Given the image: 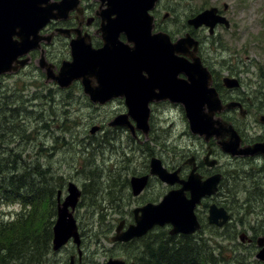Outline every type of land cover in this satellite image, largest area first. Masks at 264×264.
<instances>
[{
  "label": "rangeland",
  "instance_id": "obj_1",
  "mask_svg": "<svg viewBox=\"0 0 264 264\" xmlns=\"http://www.w3.org/2000/svg\"><path fill=\"white\" fill-rule=\"evenodd\" d=\"M163 2L169 10V28H174V31L185 21L186 14L208 6L224 9L226 4L227 8L222 13L230 25L228 28L217 27L212 37H207V30L200 33L205 40L201 47L203 54L212 60H226L233 64L235 70L237 67L236 71L242 79L239 90L261 89L259 85L264 77V0ZM50 52L55 62L67 55L65 45H58L57 42L50 47ZM216 67L221 66L216 64ZM224 69L221 68V71ZM6 76L0 89V100L13 91L7 87H27L23 91L30 99L27 109H14L12 117H25L22 129L27 132L34 129V140L30 139L29 134L30 145L23 152V158H28V162L29 157H32L39 164L51 165L53 173L63 180L62 187L58 189L62 190V199L67 194L68 182L74 183L81 191L73 213L81 237L79 247L71 240L57 250L50 247L39 264H67L71 256L75 264H102L109 257L127 258L128 255L132 258L138 255L141 251L139 240L113 243L111 236L115 234V227L120 220H124L125 225L132 222V210L136 206L148 201L157 202L165 194V189L161 182L152 179L140 195H132L129 178L147 172L151 157L159 158L162 166L164 163L171 168L196 152L199 156L203 153L195 134L187 132L181 112L174 107L169 111H155L151 122V138L146 140L142 136V143L138 144L127 130L125 134L119 128L106 125V121L118 112L120 105L96 108L89 104L80 90H46L52 85L45 84L42 74L38 77V71L34 68L19 75ZM38 89L40 107L37 105V97L31 98L33 94H38ZM39 110L40 156L36 152ZM1 115L5 116L6 113ZM95 124H101L103 128L90 133ZM6 138L8 136L0 137V140L5 141ZM10 146L13 145L9 143L7 149ZM44 153L49 155L44 156ZM219 156L212 171L222 175L221 187L210 198L205 197L203 204L197 207L196 213L202 221V227L193 236H201L206 240L212 249L210 255L217 258L218 264H257L260 261L255 257L257 245L242 242L239 235L249 234V231L260 235L264 231V199L258 189L260 181L264 182V174L260 165H253L246 159L236 163L235 160ZM4 166L5 170L14 171L13 166L5 164V161ZM3 174H0V192L4 189ZM91 182L97 187V192L93 201L89 202L90 193L87 191L83 194V190L87 188L84 184ZM6 191L9 193L8 189ZM7 201L8 197H0V218H9L10 209L20 208L18 200L9 204ZM212 202L223 207L228 214V219L221 226L207 222V210ZM168 229V225L154 227L151 232ZM78 248L82 251L80 257L77 254Z\"/></svg>",
  "mask_w": 264,
  "mask_h": 264
},
{
  "label": "water",
  "instance_id": "obj_2",
  "mask_svg": "<svg viewBox=\"0 0 264 264\" xmlns=\"http://www.w3.org/2000/svg\"><path fill=\"white\" fill-rule=\"evenodd\" d=\"M105 1L103 26L107 29V37L103 46L92 49L83 40L75 42L76 45L70 43L72 59L62 62L58 74H53L52 65L46 63L41 55L40 68L44 70L48 81L53 80L60 87H66L72 80H80L90 100L99 104L117 96L124 97L127 111L114 116L108 122L110 126L124 125L132 132L128 121L130 117L135 121L137 128L146 133L148 102L168 99L184 107L191 133L205 135L206 138L212 135L223 138L226 135L228 139L221 142L224 152L243 156L264 153V142L239 147L240 137L233 126L227 121L217 122L214 119V114L223 106L216 90L210 84L207 69L195 55L198 42L194 37L185 34L170 42L166 33L150 34L153 28L152 18L148 19L144 6L150 1V7L154 0ZM73 4L72 0H0V74L16 71L17 65H22V61L17 58L31 49L39 48V30L50 19L65 18L73 9ZM187 23L194 28L203 25L208 27L209 31L218 23L229 26L228 20L219 14L214 6L189 17ZM120 32L127 36L131 46L118 40ZM191 47L193 50L188 53ZM185 55L190 60L186 59ZM180 73H183L185 78H181ZM95 76L102 81H99L98 88L91 86V80H96ZM231 81L226 85H237L235 79ZM226 107L230 105L227 104ZM95 130V126L91 127L90 132ZM149 175H154L170 185L178 181L181 187L168 191L156 203L147 202L134 208V222L122 229L124 222L121 221L115 228L112 241H128L144 235L157 225L170 224V234H191L200 228L195 207L202 197L217 190L219 175L201 180L191 171L187 179L178 180L176 171L169 172L162 166L159 158L151 157L148 174L130 177L133 195H138L144 189ZM66 190L67 194L63 200L61 191L57 190L56 193V219L52 226L53 250H57L69 240L77 247L80 244L73 213L81 192L72 182L67 183ZM186 191L189 192V197L185 196ZM227 219L228 214L223 207L214 203L208 206V223L221 226ZM257 244L260 249L255 256L264 260V235L257 238ZM67 264H75L73 256ZM103 264L126 262L109 258Z\"/></svg>",
  "mask_w": 264,
  "mask_h": 264
},
{
  "label": "flooded vegetation",
  "instance_id": "obj_3",
  "mask_svg": "<svg viewBox=\"0 0 264 264\" xmlns=\"http://www.w3.org/2000/svg\"><path fill=\"white\" fill-rule=\"evenodd\" d=\"M51 1L53 2L59 0H51ZM72 1L74 3L72 5L73 9L68 12L65 18L61 17V18L50 19L44 25V27L40 29V31L38 32V34L41 35L39 48L31 49L27 53L20 55L17 59L19 61H22V65L18 64L16 71L0 75V89L3 86V79L7 77L6 75H12V74L19 75L29 68H34L38 71V77H40V74H42V76L44 77L45 84H49V86L52 85L51 87L46 88V90H55L57 92H61V91L66 92L68 90H80L86 96V99L91 106L99 108L110 104H117L120 105V109L118 110L117 113H115V115L125 113L127 111V107L125 105L124 97L117 96L106 101L103 104L93 102L90 100L88 94L84 92V88L80 80H72L68 86L60 87L53 80L48 81L44 70L40 68L39 60L41 59V55H42L46 63L52 65L51 69L53 71V74H58L61 63L66 60L70 61L71 59L70 43L74 44L75 42L78 43L77 41H81V42L84 41V43L92 49H99L103 46L104 43L103 41L107 37V34L105 33L106 32L105 28L103 26L105 23L103 19L104 16L103 13H105L104 9L106 8V1L105 0H72ZM152 2L153 4L150 7H149L150 1L147 2L144 6V8H146L147 10L146 15L148 19L152 18L151 25L153 26V28L151 29L150 34H154L157 32L166 33L169 36L170 42H174L177 38L182 37L185 34H190L192 37H194V39L197 40L198 42L197 51L195 55L200 59L201 64L207 69L210 75V84L216 90L220 102L223 106V108L220 111H217L214 114V119H216L217 122H219L220 120L227 121L234 127V129L236 130V132L240 137L239 147H243L245 145H252L257 142H264V85H263L264 77L262 78V81L260 78L262 84L259 85V87H261V89L257 88V90H239L242 85V79L240 78L239 73H237L236 71L238 68L236 67L235 70L233 64L227 62L224 59L212 60L211 58H207L203 54V48L201 49L205 40L200 35V33H202L203 30H207L208 33L207 37H212L215 29L222 25L218 23L212 31H209V28L203 25H201L198 28H194L187 23L188 18L191 15H194V12H192L190 14H186L185 21L181 23L180 27H177L179 28L177 31H174V28L173 29L169 28L171 24V22L168 19L169 10L166 5L164 6L163 0H154ZM225 8H227L226 4H224V9L218 8V12L222 13V10L224 11ZM77 38L81 40H77ZM118 40L127 43L130 46L132 45V43L127 41V36L123 32H120L118 34ZM56 42L58 45H65V49L67 51L66 58L60 60L59 62H55V59L52 58V53L50 52V47L54 45ZM192 50L193 47H191L187 52L189 53ZM184 57L190 60V58H188L187 55H185ZM216 64H219L221 67L217 68ZM221 68L223 69L225 68L224 71H221ZM142 74L144 76L147 75V73H142ZM179 76L181 78H185V75L183 73H180ZM95 78L96 80H91V86L98 88L97 86L99 85V81L101 80L97 79L96 76ZM231 79L236 80L237 82L236 86L229 87L226 85L227 83L232 82ZM7 88L9 90H13L10 94L6 95V98H4V100L10 104L7 106V108L10 110L16 109V107H18V103H13V102H20L21 106L18 107V109L26 110L28 106V96L26 93H24L23 90L26 89L27 87H25L24 89H21V87H16V88L7 87ZM14 90H21L20 94L16 93ZM34 97H37V101H38L37 105L40 107V89H38V94L37 95L36 93L33 94L31 98ZM227 104H229L230 107H226ZM172 107L176 108L181 112V116L183 118V121L187 128L186 130L188 132L189 128H188V122L186 119L184 107L180 103H172L168 99L151 100L148 102L149 115H148V130L146 133H144L141 129L137 128L135 121L132 120V118L130 117H128V121L132 126V132L130 131L129 128H127L124 125L110 126L108 122L111 121V119L115 115H113L111 119L106 121V125L114 129L119 128V130L123 131L125 134L127 130L128 133L134 139V141H136L138 144H141L142 140L140 139L142 136L146 140H149L151 138V134L153 133L151 122L153 121L155 111H161V110L169 111ZM38 117H39V122L36 128V152L38 156H40V110L38 113ZM17 119L19 122V124L17 125L18 126L17 132L14 131L10 136H8V142L6 141L5 143L0 142V148L4 150H8L9 152L7 163L10 166H14L15 170L19 168L24 172V164L27 162L28 158H23L22 154L24 151L27 150V147L30 145V143L28 142L29 138L25 137V135L20 134L22 133L25 117L18 116ZM17 126H15V129L17 128ZM94 126L96 127L95 132L103 128L101 124L99 125L95 124L93 125V127ZM33 132L34 129L31 130V132H27V130L25 131L26 135L31 134L30 139L32 141L34 140ZM195 136L198 138L200 149L203 151V153L200 156L196 152V154H192L190 157L186 158L185 161H182L180 164H177L175 167H171V168H168L162 162L168 171L170 172L176 171V175H177L176 178L178 180L187 179L191 171L197 174L201 180H204L216 174H220L219 172L212 171L213 167H215L217 161L219 160L220 157L219 154L226 158L235 160L236 163H240L241 160L246 159L253 165H260L262 172L264 174V153L262 154L259 153L256 155H246L243 157L242 156L230 157V155L222 151V147H221V142H224V140L227 139L226 135H224L223 138L215 137L213 135L209 136L208 138H206L205 135L202 136L195 135ZM9 143L13 146H10L9 149H7ZM13 155H17L15 157L16 158L15 162L13 161ZM193 167L194 170H192ZM147 172L143 174H147ZM152 179L161 182L157 177L149 176L147 185ZM263 180H264V175H263ZM221 182H222V175L218 183V189L219 187H221ZM253 183L254 181H252V184ZM161 185L163 186V189H165V192L168 190H175L181 187V184L178 181L174 182L173 185H169L161 182ZM185 196L189 197L188 191L185 192ZM205 200H206L205 198L202 199L200 201V205H202ZM263 234L264 231L260 235L259 234L256 235L255 233L252 234V232L249 231V234L241 235L240 238L242 242L255 244L256 246L257 237ZM256 247H258V245ZM81 252L82 251L78 253L79 257L82 254ZM257 264H264V260L259 262L257 261Z\"/></svg>",
  "mask_w": 264,
  "mask_h": 264
},
{
  "label": "trees",
  "instance_id": "obj_4",
  "mask_svg": "<svg viewBox=\"0 0 264 264\" xmlns=\"http://www.w3.org/2000/svg\"><path fill=\"white\" fill-rule=\"evenodd\" d=\"M14 91L19 93L21 90ZM13 103L21 106L20 102ZM8 105L4 98L0 100V137L10 136L18 130L17 116L12 119L14 109H8ZM4 112L6 115H1ZM24 131L22 129L20 134L28 138L29 134H24ZM5 141L8 142V138ZM5 141L0 140L2 143ZM2 153L5 156H0V174L4 173V189L0 197H8L7 204L18 200L21 206L8 220L0 219V264H39L51 247L56 192L62 187L63 180L53 173L50 164H39L32 157L24 164V172L19 168L15 170L14 166V171H7L4 161L5 164L8 162L9 152L0 148ZM48 155L44 153V156ZM16 156L13 155L14 162ZM84 186L87 188L84 187L83 194L88 191L89 202H92L97 187L93 182L85 183ZM259 190L264 191L261 186ZM138 240L141 243L140 253L132 258L128 255L125 257L127 261L132 259L134 264H218L217 258L210 255V245L201 236L170 235L168 231L159 230L149 231Z\"/></svg>",
  "mask_w": 264,
  "mask_h": 264
},
{
  "label": "bare ground",
  "instance_id": "obj_5",
  "mask_svg": "<svg viewBox=\"0 0 264 264\" xmlns=\"http://www.w3.org/2000/svg\"><path fill=\"white\" fill-rule=\"evenodd\" d=\"M80 146H81V145H80ZM80 146H79V147H80ZM88 148H89V147H88ZM254 195H255V194H254Z\"/></svg>",
  "mask_w": 264,
  "mask_h": 264
}]
</instances>
